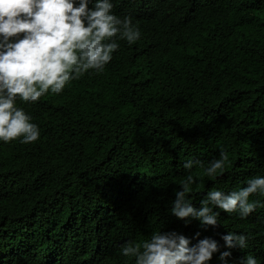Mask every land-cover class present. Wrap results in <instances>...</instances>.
Wrapping results in <instances>:
<instances>
[{"label":"trees","instance_id":"16d2710c","mask_svg":"<svg viewBox=\"0 0 264 264\" xmlns=\"http://www.w3.org/2000/svg\"><path fill=\"white\" fill-rule=\"evenodd\" d=\"M112 2L140 38L118 41L102 73L16 102L40 137L0 141V264H133L120 246L158 230L215 239L208 264L225 250L229 264L247 252L264 264V206L245 219L221 210L207 229L169 213L189 157L230 156L214 179L193 167L195 207L213 187L264 175V0ZM228 231L248 248L226 249Z\"/></svg>","mask_w":264,"mask_h":264},{"label":"clouds","instance_id":"9594fccd","mask_svg":"<svg viewBox=\"0 0 264 264\" xmlns=\"http://www.w3.org/2000/svg\"><path fill=\"white\" fill-rule=\"evenodd\" d=\"M140 35L131 17L113 12L112 0H0V141L20 138V143L29 144L38 140L39 126L16 102L35 103L46 94H60L66 84L89 70L102 73L119 48L118 41L132 44ZM229 160L223 147L206 165L191 157L184 160L188 174L174 190L169 213L185 224L196 220L207 229L218 224L221 210L245 219L264 206V201L250 199L264 196V175L259 174L249 177L243 187L228 191L213 187L199 207L194 206L189 193L200 178L191 174L193 167H201L204 175L214 179ZM221 239L226 249L248 248L243 232L228 231ZM217 251L215 239L205 236L190 244L175 230L154 231L149 238L126 241L119 249L133 264H208ZM230 256L225 250L218 259L229 264ZM240 264H258V259L247 252Z\"/></svg>","mask_w":264,"mask_h":264}]
</instances>
